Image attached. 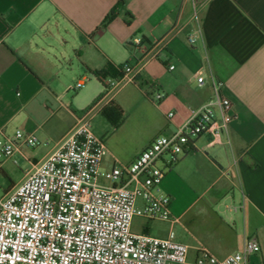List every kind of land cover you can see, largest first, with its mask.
<instances>
[{
  "label": "crops",
  "instance_id": "0c3cea01",
  "mask_svg": "<svg viewBox=\"0 0 264 264\" xmlns=\"http://www.w3.org/2000/svg\"><path fill=\"white\" fill-rule=\"evenodd\" d=\"M116 7V18L103 27ZM197 28L200 37L190 45L188 37ZM158 43L162 48L155 49ZM126 64H138L137 80L148 95L155 94L149 88L155 85L164 99L159 105L141 99L131 127L145 140L128 160L109 158L108 150L103 170L132 163L156 138L185 126L191 111L211 99L213 75L233 105L234 120L223 145L209 146L208 137L199 138L196 151L162 182L173 219L165 222L170 229L164 238L181 226L182 215L197 209L210 215V244H190L178 233L189 254L196 256L203 247L223 260L251 238L264 249V0H0V129L48 141L39 161L27 159L30 169L20 184L63 145L76 117L104 96L101 79L115 78L100 73ZM199 70L206 76L204 86L194 80ZM78 83L83 86L75 89ZM130 86L143 94L129 84L111 98L127 118L133 105L125 93ZM103 109L92 122L107 120ZM10 167L5 162L0 172L8 176ZM149 225L145 222L141 232L151 234ZM238 228L239 242L231 235Z\"/></svg>",
  "mask_w": 264,
  "mask_h": 264
},
{
  "label": "built area",
  "instance_id": "2783aa9c",
  "mask_svg": "<svg viewBox=\"0 0 264 264\" xmlns=\"http://www.w3.org/2000/svg\"><path fill=\"white\" fill-rule=\"evenodd\" d=\"M200 34V29L194 30L189 44L194 45ZM134 43L139 45L141 40ZM159 47L160 43L154 48ZM139 69L138 64H126L121 77L101 79L104 96L76 117L63 145L37 164L20 185L0 194V264H189V247L172 230L159 238L134 232L133 224L135 219L173 221L172 200L163 193L162 182L183 157L196 151L199 138L208 137L209 146L224 144L223 135L234 120L233 105L223 94L222 84L210 75L212 97L191 111L185 126L156 138L132 163L117 162L111 170H103L108 150L92 129L95 112L129 84L138 86L155 105L164 99L155 85L149 87L155 94L148 95L137 80ZM194 80L199 86L206 84L202 70L194 74ZM82 86L78 83L75 89ZM38 144L32 134L8 135L0 129V166L16 155L26 160L24 148ZM260 251L256 238L223 260L200 247L192 264H248Z\"/></svg>",
  "mask_w": 264,
  "mask_h": 264
},
{
  "label": "rangeland",
  "instance_id": "374dc122",
  "mask_svg": "<svg viewBox=\"0 0 264 264\" xmlns=\"http://www.w3.org/2000/svg\"><path fill=\"white\" fill-rule=\"evenodd\" d=\"M130 86L125 93L131 98L133 104L130 108L129 118L124 117V120H128L127 125L121 129H114V127L107 122L104 118H98L92 122V129L96 136L103 139L107 150H109L108 157H115L118 160H128L133 152L141 146L145 140L144 133L140 129L131 127L134 121L133 110H137L142 102L141 99H147L138 89L132 88ZM71 95H75V92L71 91ZM150 100V99H149ZM128 114V113H127ZM39 141V140H38ZM48 151V141L42 144L39 141L38 146L35 148H24L23 155L26 160L21 155H16L11 161L6 163L12 165L8 172V176L4 172H0V194L3 195L10 192L12 188L20 185V181L23 179L24 175L30 169L29 162L39 161L43 155ZM16 161L18 165H14L13 162ZM10 173V174H9ZM103 183H106L103 181ZM186 208L182 207L181 214ZM180 213L175 214V217L181 216ZM150 223V233L153 236L164 238L165 234L169 231L170 225L165 222H149ZM145 221L142 219H135L133 224V231L136 233H141V228L144 226ZM242 229L238 228L237 233H232V238L235 241H240L242 239ZM176 235L178 233H183L186 235L187 242L190 244L198 245L202 244L207 246L210 244V215L206 212H201L197 209L186 212L181 217V226H177L174 229ZM253 260L251 264H264V249H261L260 253L253 255ZM195 258L194 253L189 254V264L193 263ZM263 258V259H262Z\"/></svg>",
  "mask_w": 264,
  "mask_h": 264
},
{
  "label": "trees",
  "instance_id": "16d2710c",
  "mask_svg": "<svg viewBox=\"0 0 264 264\" xmlns=\"http://www.w3.org/2000/svg\"><path fill=\"white\" fill-rule=\"evenodd\" d=\"M118 7L114 8L111 13L105 18L102 23L103 27L108 26L114 19L116 18V11ZM111 75L113 78H118L122 76V67L112 68L111 66L108 68V71H103L100 73L101 77ZM103 115L110 122V124L114 127V129H118L124 121V111L123 109L115 104L113 101L110 102L108 107L103 109Z\"/></svg>",
  "mask_w": 264,
  "mask_h": 264
}]
</instances>
